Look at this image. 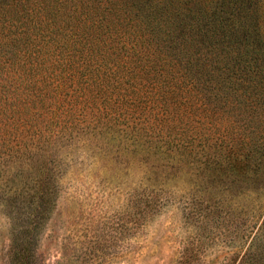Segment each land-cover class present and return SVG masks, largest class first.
Returning <instances> with one entry per match:
<instances>
[{
	"label": "rangeland",
	"instance_id": "rangeland-1",
	"mask_svg": "<svg viewBox=\"0 0 264 264\" xmlns=\"http://www.w3.org/2000/svg\"><path fill=\"white\" fill-rule=\"evenodd\" d=\"M154 1L0 34V264H264V17L214 56Z\"/></svg>",
	"mask_w": 264,
	"mask_h": 264
},
{
	"label": "trees",
	"instance_id": "trees-1",
	"mask_svg": "<svg viewBox=\"0 0 264 264\" xmlns=\"http://www.w3.org/2000/svg\"><path fill=\"white\" fill-rule=\"evenodd\" d=\"M85 1L0 0V34L10 37L8 41L4 40L5 43L3 44L6 47L8 45H18V51H21L25 59L32 60L34 56L32 42L24 40L27 34L30 33L29 24H34L33 27L36 31H39L41 29L38 23L43 22L46 18L47 21L55 22L61 27L72 20L71 17L74 18L72 16L73 11L78 7V4L82 5ZM92 1L90 11L96 10L93 11L96 15L99 14L100 9H104L110 15L113 13L114 8L121 10L130 4L146 8L148 10L147 17L154 9H159V7L155 8V5H153V2H156L154 0H100L101 3L98 2L99 0ZM168 1L176 2L178 14L184 22V33L193 35L194 40L199 42L198 50H207V52L214 53V56H216L215 51L217 45L220 44L219 42L241 41L242 36L250 39L253 35L247 29L250 25L255 29L257 43L261 42L259 37L262 38L263 35V0ZM48 8L49 10H47ZM154 12L156 13L157 10H154ZM60 13H63L62 18L58 17ZM15 26L20 27V29L11 31L10 28L14 29ZM240 37L242 38L240 39ZM44 47L45 43L43 41L37 49H43ZM249 53H251V48L247 45L241 55Z\"/></svg>",
	"mask_w": 264,
	"mask_h": 264
}]
</instances>
